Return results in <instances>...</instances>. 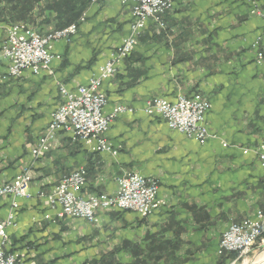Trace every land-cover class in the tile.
I'll use <instances>...</instances> for the list:
<instances>
[{
    "label": "crops",
    "instance_id": "0c3cea01",
    "mask_svg": "<svg viewBox=\"0 0 264 264\" xmlns=\"http://www.w3.org/2000/svg\"><path fill=\"white\" fill-rule=\"evenodd\" d=\"M55 1L0 0V48L15 24L42 35L63 30ZM83 3L76 35L53 43L47 71L12 80L0 55V183L25 167L32 176L28 197L0 198V223L14 216L5 250L21 264H218L227 227L264 216V169L243 153L264 151V65L253 47L264 0H172L166 31L147 21L115 77L101 83L106 114L118 104L132 109L110 125L112 151L61 132L35 159L30 149L60 104V86L86 85L130 33L132 2L76 0V8ZM193 93L210 104L203 145L143 112L152 97L174 103ZM79 168L83 195H113L117 178L138 173L157 182L162 205L147 218L122 210L99 213L94 224L59 217L46 197Z\"/></svg>",
    "mask_w": 264,
    "mask_h": 264
},
{
    "label": "built area",
    "instance_id": "2783aa9c",
    "mask_svg": "<svg viewBox=\"0 0 264 264\" xmlns=\"http://www.w3.org/2000/svg\"><path fill=\"white\" fill-rule=\"evenodd\" d=\"M104 0H92L97 3ZM132 2V22L130 33L111 53L110 58L100 67L98 75L91 78L86 85L69 91L63 86L59 88L60 104L52 113L51 120L30 152L33 158L44 157L51 141L57 133H69L74 140L88 146L92 151H112L106 140V134L112 122L122 114L131 113L132 109L123 104L114 106L108 114L104 112L107 104L106 96L101 92L102 81L111 79L117 74L118 66L131 54L136 45L137 36L143 31L146 22L151 21L161 30L165 29L162 16L172 9V0H121ZM260 35L253 44L255 61L264 65V13ZM76 25L40 35L33 28L24 24H15L8 28L2 45V58L7 59L6 75L17 79L23 70L37 75L47 71L52 60L57 58L52 53L55 41L67 39L76 33ZM210 108L209 102L199 93L190 96L180 95L174 103L161 97H152L145 102L143 112L147 116L161 118L167 127L189 139L203 145L209 132L206 128L205 116ZM226 147L227 144H222ZM114 153V152H113ZM243 153H253L264 169V151L262 149H243ZM115 154V153H114ZM30 171L27 167L15 179L0 183V198L26 197V189ZM85 184L81 168L63 177L46 197L50 206L59 208V217L81 219L87 223H97L98 214L112 210L129 211L142 218L149 217L162 202L157 199L158 185L155 180L145 178L141 174L131 173L116 179V192L113 195H83ZM17 208L16 204L12 205ZM13 214L0 223V264H21L19 253H8L5 250L6 229L12 227ZM264 216L257 214L255 220H245L228 226L221 235L218 253H235L241 257L250 251L263 234Z\"/></svg>",
    "mask_w": 264,
    "mask_h": 264
},
{
    "label": "trees",
    "instance_id": "16d2710c",
    "mask_svg": "<svg viewBox=\"0 0 264 264\" xmlns=\"http://www.w3.org/2000/svg\"><path fill=\"white\" fill-rule=\"evenodd\" d=\"M75 1L76 0H59V1L53 2L56 4L52 5V10L56 12L57 14L56 19L59 22L58 24L59 28L64 29L73 23L74 25H77L78 23L77 20L81 16V12L84 8L83 6L85 3H83L82 7L76 8L77 4H75ZM86 1H90V0H86ZM163 31H166V27L165 29H163ZM263 238H264V235H263ZM237 258H238V255L235 253L226 254L221 257V260L219 261L218 264H226V262L228 264L230 261L237 259Z\"/></svg>",
    "mask_w": 264,
    "mask_h": 264
},
{
    "label": "rangeland",
    "instance_id": "374dc122",
    "mask_svg": "<svg viewBox=\"0 0 264 264\" xmlns=\"http://www.w3.org/2000/svg\"><path fill=\"white\" fill-rule=\"evenodd\" d=\"M168 12V11H167ZM72 25H74V24H72ZM77 26H76V33H77ZM57 32V31H56ZM54 33V32H53ZM76 33L74 34V35H72V36H75L76 35ZM48 34H50V33H48ZM141 34V33H140ZM139 34V35H140ZM40 35H42V34H40ZM47 35V34H46ZM138 35V36H139ZM71 35L69 36V37H67V39H69L70 37H72ZM138 36H137V38H138ZM137 38H136V43H137ZM4 41H5V39H4ZM4 41L2 42V45H3V43H4ZM58 41H60V40H58ZM55 42H57V41H55ZM2 45H1V48H0V55H1V57H2ZM134 50V49H133ZM132 50V51H133ZM115 51V50H114ZM113 51V52H114ZM6 60V62L8 61L7 59H5ZM26 70H23L22 71V73L23 72H25ZM22 73H21V75H22ZM33 74V73H32ZM10 79H12V80H14L13 78H10ZM194 94V93H193ZM192 94V95H193ZM200 94V93H199ZM201 95V94H200ZM187 96V95H186ZM202 96V95H201ZM31 150V149H30ZM30 154H31V152H30ZM32 156V155H31ZM28 168V167H27ZM29 169V168H28ZM24 170V168L21 170V172L18 174V175H20L21 173H22V171ZM29 171H30V169H29ZM17 175V176H18ZM16 176V177H17ZM15 177V178H16ZM14 178V179H15ZM29 181H28V185H27V189H28V186H29V183L31 182V178H32V176H31V171H30V176H29ZM12 181V180H11ZM27 189H26V195H27ZM26 197H28V196H26ZM233 224V223H232ZM228 228V227H227ZM263 230H264V225H263ZM263 235H264V232H263V234L261 235V237L259 238V241L255 244V246H253V248H251L250 249V251L249 252H247L245 255H242L241 257H238L237 259H234V260H232V261H230L228 264H249V263H254V261L256 262L257 261V259L263 254V252H264V238H263ZM239 256V255H238ZM22 258V257H21ZM262 264H264V263H262Z\"/></svg>",
    "mask_w": 264,
    "mask_h": 264
},
{
    "label": "bare ground",
    "instance_id": "6f19581e",
    "mask_svg": "<svg viewBox=\"0 0 264 264\" xmlns=\"http://www.w3.org/2000/svg\"><path fill=\"white\" fill-rule=\"evenodd\" d=\"M262 263H264V252H263V254L257 259L256 262L254 261V263H249V264H262Z\"/></svg>",
    "mask_w": 264,
    "mask_h": 264
}]
</instances>
